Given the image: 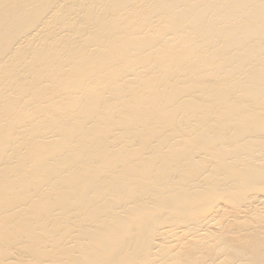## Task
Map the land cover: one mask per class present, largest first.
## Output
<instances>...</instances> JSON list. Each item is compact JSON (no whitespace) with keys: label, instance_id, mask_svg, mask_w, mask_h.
<instances>
[{"label":"bare ground","instance_id":"bare-ground-1","mask_svg":"<svg viewBox=\"0 0 264 264\" xmlns=\"http://www.w3.org/2000/svg\"><path fill=\"white\" fill-rule=\"evenodd\" d=\"M0 264H264V0H0Z\"/></svg>","mask_w":264,"mask_h":264}]
</instances>
